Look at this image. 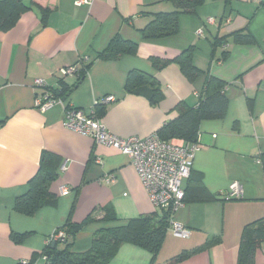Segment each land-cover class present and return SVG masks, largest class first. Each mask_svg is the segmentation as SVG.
Returning a JSON list of instances; mask_svg holds the SVG:
<instances>
[{
	"label": "crops",
	"instance_id": "crops-1",
	"mask_svg": "<svg viewBox=\"0 0 264 264\" xmlns=\"http://www.w3.org/2000/svg\"><path fill=\"white\" fill-rule=\"evenodd\" d=\"M75 1L21 0L24 10L0 27V264L41 263L45 256L40 252L69 214L80 222L93 208L111 205L116 224H123L158 211L126 155L63 126L66 107L87 110L101 97L113 95L104 108H95L100 123L118 136L144 138L176 117L179 101L196 105L206 73L227 82L228 104L222 118L200 122V149L191 171L217 199L186 202L172 211L171 221L189 229L188 237L168 229L155 256L122 244L108 264H236L244 225L264 216V174L258 160L264 153L263 0H204L194 12L178 16L177 33L154 39L144 38L141 29L153 14L173 11L171 1ZM236 30L248 32L254 41L234 42L229 34ZM116 35L135 43L136 53L97 58ZM221 37L225 42L214 45ZM189 46L193 64L205 72L196 80H188L173 62L154 69L151 57L172 59ZM80 59L92 61L82 80L65 98H56L59 102L44 111L36 108L34 98L40 91L35 80H42L51 94L60 82L72 86L76 76H62L61 68ZM133 69L154 76L161 100L154 104L144 94L125 90ZM43 151L55 154L60 163L50 185L54 203L26 216L14 210V200L26 192ZM232 182L240 184L241 197L226 198ZM62 186L67 194H61ZM107 225L113 223L86 225L76 235L74 251H85L93 232ZM24 233L29 234L15 240ZM210 238L219 241L168 263L180 251ZM254 264H264V243L254 253Z\"/></svg>",
	"mask_w": 264,
	"mask_h": 264
},
{
	"label": "trees",
	"instance_id": "trees-1",
	"mask_svg": "<svg viewBox=\"0 0 264 264\" xmlns=\"http://www.w3.org/2000/svg\"><path fill=\"white\" fill-rule=\"evenodd\" d=\"M173 3L175 9L171 12L153 14L151 20L141 29L142 36L146 39L162 38L173 35L178 31V16L182 13L194 12L196 7L204 0H168ZM264 5V0L261 1ZM25 4L21 0L0 1V27L13 22L24 10ZM234 42L249 44L254 40L244 30H236L229 34ZM228 35V36H229ZM226 39H216L215 44H223ZM137 45L124 40L120 36H114L107 48L97 54L100 59L118 58L121 55H133L136 53ZM193 48L189 46L179 52L172 59L151 57V63L155 70H159L167 64L176 63L184 76L191 82L202 74L192 61ZM223 57L228 56L224 52ZM92 61H80L76 81L72 86L60 82L58 89H51L53 98H65L68 92L75 87L85 76ZM227 82L221 78L205 74L204 84L197 97L195 106L179 101L174 109L178 114L173 119L165 121L156 131L163 139L181 138L185 142H195L198 134L199 124L204 119H219L226 113L228 104L225 95ZM124 88L127 92L144 94L151 103H157L162 99L157 80L147 72L133 69L126 77ZM104 108L99 105L98 109ZM93 140V139H92ZM264 174V153L258 156ZM60 163L57 156L51 152L43 151L36 173L28 180L27 190L24 194L14 200L13 208L18 213L26 216L34 215L45 205L54 203V194L50 191L51 183L57 178ZM227 198V195H226ZM217 199L204 187L201 177L190 172L184 187L182 202H203ZM149 214L138 215L128 219L123 224H116V213L111 205L97 206L80 222L72 221L70 214L64 223L54 233L62 232L63 239H50L40 256L44 260L39 264H108L122 244H132L143 248L155 256L160 248L164 236L169 229L172 218L171 207L166 209L156 208ZM102 221L106 224L113 223L95 230L92 234L89 247L82 252L74 251L73 246L76 235L89 223ZM15 235V240H21L25 235ZM52 235V236H53ZM17 236H19L17 238ZM219 241L218 238H210L203 245L190 250H182L172 256L168 263L182 261L202 248L209 247ZM264 243V216L257 218L244 225L240 237L236 264H254V253ZM23 264H31L24 262ZM152 264V262L150 263Z\"/></svg>",
	"mask_w": 264,
	"mask_h": 264
},
{
	"label": "built area",
	"instance_id": "built-area-1",
	"mask_svg": "<svg viewBox=\"0 0 264 264\" xmlns=\"http://www.w3.org/2000/svg\"><path fill=\"white\" fill-rule=\"evenodd\" d=\"M77 5L91 3V0H76ZM78 62L61 68L62 76H77ZM34 86L40 92L34 98V106L41 111L59 102L52 97L44 82L36 79ZM113 95H105L96 100L90 109H82L74 106L66 107L62 124L65 128L87 135L96 144H104L119 150L126 155L130 164L134 167L140 178L151 204L155 208L175 210L182 206L184 196V181L189 177L192 161L200 145L195 142H183L181 140H163L158 134L153 133L147 137L138 136L121 137L109 130L98 120L95 108L113 101ZM64 168L63 165L60 167ZM61 194L69 192L66 186L60 188ZM242 196V188L238 182L229 185L227 198H239ZM172 233L177 236L188 237L190 230L181 226L178 222L171 221L169 226ZM54 239H63V233L57 232Z\"/></svg>",
	"mask_w": 264,
	"mask_h": 264
},
{
	"label": "rangeland",
	"instance_id": "rangeland-1",
	"mask_svg": "<svg viewBox=\"0 0 264 264\" xmlns=\"http://www.w3.org/2000/svg\"><path fill=\"white\" fill-rule=\"evenodd\" d=\"M170 140V139H169ZM174 140H176V141H179V139L177 138V139H174ZM169 226H170V224H169ZM170 229V228H169ZM171 230V229H170ZM172 232V231H171Z\"/></svg>",
	"mask_w": 264,
	"mask_h": 264
}]
</instances>
